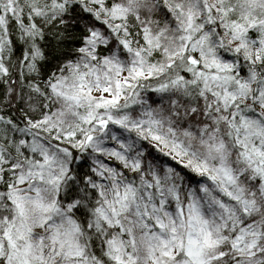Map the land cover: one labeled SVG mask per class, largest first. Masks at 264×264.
<instances>
[{"label":"snow or ice","instance_id":"snow-or-ice-1","mask_svg":"<svg viewBox=\"0 0 264 264\" xmlns=\"http://www.w3.org/2000/svg\"><path fill=\"white\" fill-rule=\"evenodd\" d=\"M0 264H264V0H0Z\"/></svg>","mask_w":264,"mask_h":264}]
</instances>
